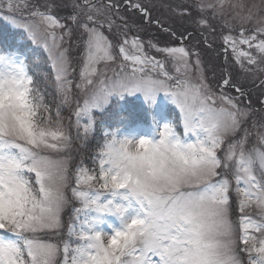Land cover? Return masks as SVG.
Returning <instances> with one entry per match:
<instances>
[{
	"label": "snow or ice",
	"instance_id": "1",
	"mask_svg": "<svg viewBox=\"0 0 264 264\" xmlns=\"http://www.w3.org/2000/svg\"><path fill=\"white\" fill-rule=\"evenodd\" d=\"M125 6L152 23L148 5ZM189 8L204 27L209 14L238 21V35L223 36L225 51L264 89V0H196L172 11L183 17ZM120 11L118 0H0L4 18L50 65L30 73L18 53L0 55V264H264V101L260 109L245 101L249 92L226 71L217 91L199 52L145 42L143 24ZM42 85L54 90V104ZM137 92L153 102L169 95L186 138L171 124L155 142L118 138L101 125L91 165L82 157L73 170V152L89 149L97 131L93 110ZM107 215L122 227L105 231Z\"/></svg>",
	"mask_w": 264,
	"mask_h": 264
},
{
	"label": "rangeland",
	"instance_id": "2",
	"mask_svg": "<svg viewBox=\"0 0 264 264\" xmlns=\"http://www.w3.org/2000/svg\"><path fill=\"white\" fill-rule=\"evenodd\" d=\"M34 2H35V0H34ZM66 2H67V0H66ZM140 2L146 4L150 7L152 19L156 18L155 10L159 11L160 13H162V11H165L166 14L165 15L163 14V17H161V18L157 17L159 19L158 21L160 22L159 23L160 25L159 24L157 25L156 22H154L153 20H152V23H147L144 21L143 16L135 17L130 11H126V10L123 12L120 11V15L125 16L130 22L134 21L136 24H141V23L143 24V30L139 31V36L145 42L151 40L154 43H158L159 46H161V47H163V46H185L187 48L193 49L195 52H199L201 59L203 60V63H204L206 75H207L206 67L208 68V70L211 69L210 65H212V68L214 67L213 77L211 79H209L210 75L209 76L207 75V78H208V82L211 84V86L214 89H216L217 91H219L220 89L218 88V85L221 84L219 82L220 78H216L215 74H216V71L218 72V74H221V72H222V64L219 61V57H218V53H217V52H219L220 56L222 57L221 51L219 49H217L218 51L214 50V49L208 47L207 45H204L202 43L203 41L197 35H193L191 37V39L187 40L186 39V37H187L186 33L184 35H181L187 30L186 29L188 27L187 24L184 23L183 25H178V24L172 23L173 18L170 15V13L173 12L172 11L173 8H177V6L187 7L188 4L195 3L196 0H185V1L184 0H140ZM246 2L249 4L259 3V0H246ZM60 10H61L60 13L65 12V10L63 8H61ZM67 11L70 14L72 9L70 11V7H68ZM174 13H176V12H174ZM5 15H6L5 12H0V17H2L13 28L18 29V27L14 26L8 19L4 18ZM59 15H61V14H59ZM62 16L64 17L65 15H62ZM193 18L197 19V21H198V19L200 18V14L196 13V15H193ZM221 18L222 17H217L216 19H211L210 14H209V23L211 25L210 28L201 26L199 24H197L196 26L198 28L211 29L213 27L212 26V22H214L213 20H215V22L218 24L220 22ZM17 19H19V17H17ZM222 19L228 20L230 28H231L228 30H232L231 34H233L234 31L239 32L240 25H239L237 20H234L231 17H223ZM222 27H225V26L223 25ZM246 27L248 29H251L253 27V25L249 24ZM164 28H171L173 31H174V29H176L178 33L176 31H174L176 33V35L171 36L168 32L164 31ZM19 29H21V28H19ZM137 31H138L137 29L133 28L131 30L130 35L135 34ZM201 31H202V29H201ZM201 31H198V33H200ZM105 34L108 35L109 38L111 40H113L115 43L119 42L117 36H115L114 34L108 33L107 31L105 32ZM233 36H235V35H233ZM66 46H68V45L66 44ZM145 48H146V50L150 51L152 55L156 56L157 59H161V55L159 53H157L154 49H148L147 48V43L145 44ZM117 53H118V50H117ZM70 55L72 57L74 67L77 68V65H78V70H79V66L81 64L80 57L82 55V52H80V55L77 56V53L75 50V38H73V45H72V50L70 52ZM20 56L26 58V53L21 54ZM45 58H46V56L44 57V59ZM119 62L120 61L118 59L117 63H119ZM39 66L41 67L40 70H42V68H44V63L43 64L40 63ZM115 66H116L115 64L110 65V68H114ZM168 70L170 72H174V69L171 66V62H170V66H168ZM109 75H111V72H109ZM240 81L241 82H248V81H253V80L251 79V77L248 78L245 76L244 78H241ZM256 81H258V80H256ZM41 89L44 92L46 99L50 103L54 104V97H55L54 90L50 86L45 87L43 85L41 86ZM224 90L227 91L228 93L230 92L227 89H224ZM230 94L237 95V94H234L232 92H230ZM125 97L129 98V99L131 98V99L140 100L144 104H147L146 102H151V105L148 104L149 105L148 117L153 123L151 125V124H143V123H139V122L136 123L135 122V123H133L134 125L132 127L130 126L131 127L130 129L121 128V130L120 129L117 131L115 130L117 132L118 138L128 137V138H132V139H139L141 137H144V138L152 139L153 142H155L154 137L152 138L151 136L154 134L159 136V131L163 128V126L165 124H167V122L165 121L164 106L171 104L175 108H177V110L179 111L178 107L173 103L172 98L169 95H166L165 93L161 92V93L157 94L155 102H153L149 99H146L142 92H137L135 94L125 93L123 98H121L118 95H113L112 97H110L109 103L103 107V110H99V109L93 110V116L98 118L97 116H100V114H101L102 116H100V118H102V119L103 118L108 119L111 116H115L119 119L124 118V116H122L120 114V111H121L120 105H122V101ZM80 99L82 100L83 97H80ZM262 101H264V98H262ZM112 102H116L118 104H113V107L109 108V106ZM259 104L261 105V103H259ZM258 108L260 109L261 106H259ZM94 112H97V116L94 115ZM63 115L65 117H68L69 111L67 109H65L63 112ZM73 119H74V117H73ZM67 123H68V121L65 120V124H67ZM97 124L103 125V121L102 120L100 121L98 118ZM181 126H182V130H183L182 135H180L177 132L178 130L176 128H175V131L182 138H186V134L184 132V128H183L182 123H181ZM104 129H107V127H105ZM74 131L75 130L73 129V132ZM159 138H160V136H159ZM159 138L156 139V141L159 140ZM187 138H192V137L190 134H187ZM76 153H77L76 151L73 152V154H76ZM70 213H71V210H70ZM108 216L113 217V215H108ZM113 218L114 219H110L106 216L104 223L102 224L103 229L109 233L112 232L113 228L122 227V224H121V221L119 220V218L116 216H114Z\"/></svg>",
	"mask_w": 264,
	"mask_h": 264
},
{
	"label": "clouds",
	"instance_id": "3",
	"mask_svg": "<svg viewBox=\"0 0 264 264\" xmlns=\"http://www.w3.org/2000/svg\"><path fill=\"white\" fill-rule=\"evenodd\" d=\"M135 147V145H133V148Z\"/></svg>",
	"mask_w": 264,
	"mask_h": 264
}]
</instances>
